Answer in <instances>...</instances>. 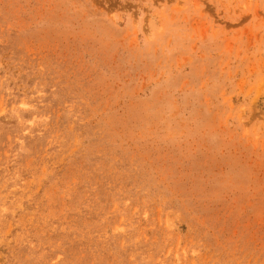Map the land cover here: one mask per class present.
Listing matches in <instances>:
<instances>
[{"label": "rangeland", "instance_id": "1", "mask_svg": "<svg viewBox=\"0 0 264 264\" xmlns=\"http://www.w3.org/2000/svg\"><path fill=\"white\" fill-rule=\"evenodd\" d=\"M0 264H264V0H0Z\"/></svg>", "mask_w": 264, "mask_h": 264}]
</instances>
